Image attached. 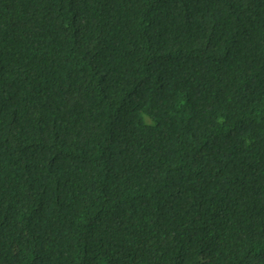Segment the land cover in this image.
<instances>
[{
  "label": "trees",
  "instance_id": "trees-1",
  "mask_svg": "<svg viewBox=\"0 0 264 264\" xmlns=\"http://www.w3.org/2000/svg\"><path fill=\"white\" fill-rule=\"evenodd\" d=\"M0 264H264V0H0Z\"/></svg>",
  "mask_w": 264,
  "mask_h": 264
}]
</instances>
